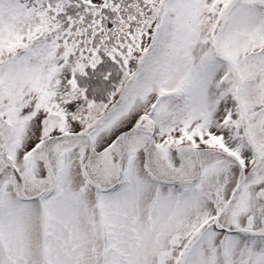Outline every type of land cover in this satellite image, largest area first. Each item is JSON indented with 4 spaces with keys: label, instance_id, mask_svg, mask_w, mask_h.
Listing matches in <instances>:
<instances>
[{
    "label": "snow or ice",
    "instance_id": "snow-or-ice-1",
    "mask_svg": "<svg viewBox=\"0 0 264 264\" xmlns=\"http://www.w3.org/2000/svg\"><path fill=\"white\" fill-rule=\"evenodd\" d=\"M0 264H264V0H0Z\"/></svg>",
    "mask_w": 264,
    "mask_h": 264
}]
</instances>
